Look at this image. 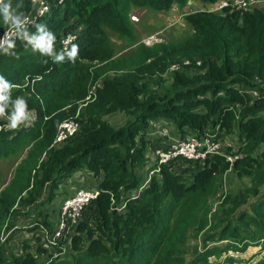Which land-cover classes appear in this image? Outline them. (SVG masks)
Here are the masks:
<instances>
[{
  "label": "trees",
  "instance_id": "16d2710c",
  "mask_svg": "<svg viewBox=\"0 0 264 264\" xmlns=\"http://www.w3.org/2000/svg\"><path fill=\"white\" fill-rule=\"evenodd\" d=\"M175 1L181 2L12 0L16 12L22 11L29 18L25 30L35 35V24L46 25L56 37L55 55L63 54L64 60L57 63L53 56L33 51L18 33L13 39L15 48L7 46V53L6 48L0 51V76L15 86L5 111L11 115L17 98L23 97L28 110L35 113L31 124L16 129L8 128L9 121L0 117V158L25 140L34 143L0 192V240L3 228H10L12 218L23 208H33L42 193L52 201L63 192L64 200L84 187L75 181L78 170H84L94 182L84 188L96 187L101 193L84 207L76 225H66L55 243L60 250L70 246V251L82 252L75 257L55 258L50 264H169L170 257L161 252V241L164 239L166 246L173 243L169 237L173 213L188 207L191 196L204 194L217 174L230 168L247 175L256 194L250 196L240 189L228 199L219 233L227 232L232 219L244 224L252 221L247 210L258 212L264 204V98H251L240 89L264 84V12L257 8L191 15L189 22L201 48L195 57L174 60L180 68L173 70L171 90L162 93L157 86L164 81L160 76L154 78L155 71L164 74L168 68L161 59L150 60L149 66L124 70L111 83L105 79L98 98L87 103L80 117L78 114L79 130L53 145L58 125L75 117L74 102L85 93L81 61L105 60L110 54L111 49L102 48L99 42L102 25L122 31L124 18L120 12L126 2L167 10ZM210 1L217 5L221 0ZM22 2L23 7H18ZM40 2L48 8L43 15L37 12ZM9 28L0 15V36ZM67 34H75L76 39L64 49L61 41ZM73 44L78 47L74 62L67 54ZM184 60L189 63L183 64ZM112 112L126 116L125 123L116 127L106 121L104 117ZM157 118L174 125L177 139L158 143V135L151 137V123ZM233 132L239 153L246 142L259 148L254 157L240 156L232 165L222 155L210 156L205 162L177 157L157 164L156 149L166 151L172 143L192 135L211 133L217 140ZM230 147L222 153L228 155ZM145 167L147 177L142 178L138 168ZM73 183L77 184L75 188L66 187ZM164 197L170 200V207L162 211ZM37 251L52 255L41 246ZM10 252L0 242V264H39L32 254L22 258Z\"/></svg>",
  "mask_w": 264,
  "mask_h": 264
},
{
  "label": "rangeland",
  "instance_id": "374dc122",
  "mask_svg": "<svg viewBox=\"0 0 264 264\" xmlns=\"http://www.w3.org/2000/svg\"><path fill=\"white\" fill-rule=\"evenodd\" d=\"M250 8H257L264 12V4L252 5ZM208 10L222 13L210 0L175 1L167 10L138 7L126 2L120 12L124 18L122 31L118 32L109 26L102 25L103 34L99 36V42L102 48L111 49L108 58L81 61L86 82L84 95L74 102L79 117L87 103L97 99L99 92L103 91L105 79H110L108 82L111 83L121 76L124 70L138 69L144 64L149 66L150 60L154 62L161 59L168 63L166 72L161 74L155 71L154 78L160 76L164 81L161 87L157 86L162 93L171 90L173 75L176 73L171 69L174 60L195 57L201 48L189 18L192 17L191 15ZM180 70L178 72H181ZM29 111L33 113V116L35 115L32 110ZM7 115L10 114L6 111ZM34 119L21 125H29ZM104 119L116 127L127 120L121 112H112ZM151 125L150 135L151 137L158 135L159 137H156L158 143L173 141L179 136L174 125L163 118H157ZM222 143L224 153L225 147L231 146V152L228 155L254 157L259 150L256 145L246 142L242 144L241 153H239L236 132L223 137ZM33 145L34 143L30 140H25L12 147L5 156L0 158V192L12 180L17 168L27 158ZM44 155L45 153L39 162ZM146 172V167L138 168L142 178L147 177ZM85 173L84 170H78L75 173V181L84 187L94 183ZM67 185L68 189H73L77 184ZM240 189L250 196L254 194L251 179L239 170L230 168L218 173L216 179L206 187L204 194L191 196L188 207L173 213L169 231V237L173 238V243L166 246L164 239L161 241L164 243L161 252L167 258L170 257L169 264H264V204L259 206L258 212L247 210L248 215H252L253 218L250 223L244 224L239 219L235 221L232 219L231 227L227 232L224 230V234L219 233L224 223L222 213L228 206L227 201L232 195L241 191ZM64 194L62 192L49 201L47 195L42 193L33 208H23L21 213H17L18 216L16 214L12 218L13 225L10 228H3L0 240L5 250L12 251L9 255L13 253L14 256L29 258L32 254L39 264H50L55 258L61 260L62 256L74 255L75 257L82 252L70 251V246L60 250L57 246L58 240L55 241L56 245L53 241V234L60 224L59 210ZM169 204L168 197H164L161 210L169 208ZM120 209L119 206L118 210ZM9 226L10 222L7 223V227ZM40 246L41 249L46 248L52 255L48 257L46 253L37 251Z\"/></svg>",
  "mask_w": 264,
  "mask_h": 264
},
{
  "label": "built area",
  "instance_id": "2783aa9c",
  "mask_svg": "<svg viewBox=\"0 0 264 264\" xmlns=\"http://www.w3.org/2000/svg\"><path fill=\"white\" fill-rule=\"evenodd\" d=\"M38 7V14L43 15L47 11V6L40 2ZM264 4V0H222L216 6V9L222 10L226 8H241L247 9L250 6H258ZM9 33V38L14 39L17 35L14 29L9 28L6 30L0 37H4L5 33ZM76 39L75 34H67L61 41L63 48L66 49L69 45ZM0 51L8 46L6 42L0 41ZM189 61L184 60L183 64H188ZM171 69L177 70L180 68V65L173 64ZM240 92L245 93L253 98H259L262 96L264 98V84H260L259 87L253 88H243L240 89ZM76 113L75 117H71L63 120L57 127L56 135L53 140V145L61 144L64 140L73 136L80 128V122L77 120ZM35 118V115H34ZM8 121V120H7ZM222 139L217 138L215 140V135L207 133L203 137H197L195 135L188 136L184 140L177 141L172 143L168 149H156L155 155L157 157V164L166 163L172 158H184L188 161H200L205 162L210 156L213 155H222ZM225 157L226 161L232 164L235 160L239 158L238 154L234 155H222ZM157 165L156 171L159 170ZM101 190L99 188L86 189L84 187L80 188L72 196L65 198L62 201L60 210H59V228L55 230L53 234V241L59 238L61 231L65 229L66 225L70 223L71 225H76L82 218L83 209L88 205L92 200L97 199L100 196ZM124 206V203L121 207Z\"/></svg>",
  "mask_w": 264,
  "mask_h": 264
},
{
  "label": "clouds",
  "instance_id": "9594fccd",
  "mask_svg": "<svg viewBox=\"0 0 264 264\" xmlns=\"http://www.w3.org/2000/svg\"><path fill=\"white\" fill-rule=\"evenodd\" d=\"M217 5H215V7ZM18 7L22 8L23 2L18 5ZM221 11H223V9ZM0 15L3 17L4 24L10 25L11 29H14L15 32L21 36L22 40L27 41L26 46H31L33 51L38 50L43 55L53 56L57 63L64 60L63 54L55 55L54 42L56 37L47 29L46 25L35 24L34 27L37 30V34L35 35H30L29 32L25 30L26 25L29 23V18L22 11L20 13L16 12V9L13 8L12 0H0ZM0 41L6 42L8 44V48H15V42L9 38L8 32L5 33L4 37H0ZM8 48L5 49L6 53ZM77 53L78 47L73 44L71 52H68L67 54L74 62L77 57ZM13 87L15 86L5 80L3 76H0V117H6L9 121V124L7 125L8 128L16 129L21 124L31 122V120L34 119V116L33 113L28 110L26 100L23 97L17 98L11 111V115L6 116L5 110L8 107V101L10 100V93Z\"/></svg>",
  "mask_w": 264,
  "mask_h": 264
}]
</instances>
